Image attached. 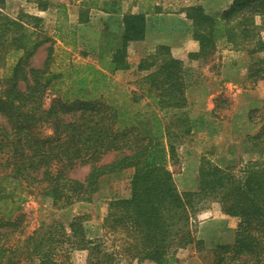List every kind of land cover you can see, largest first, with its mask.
<instances>
[{"label":"trees","instance_id":"obj_1","mask_svg":"<svg viewBox=\"0 0 264 264\" xmlns=\"http://www.w3.org/2000/svg\"><path fill=\"white\" fill-rule=\"evenodd\" d=\"M54 1L61 18L54 39L74 51L76 33L66 25L63 3L71 0ZM135 3V12L123 13L121 0L81 1L82 9L119 15L122 31L116 44V37L109 36L100 47L97 65L66 64L60 75L63 89H54L52 48L43 68L32 69L30 59L42 43L21 35L18 51L24 54L2 78L0 91V264H73L77 252L84 255V264H117L119 253L138 263L175 264L179 250L192 245L203 250L193 223L207 203L237 221L233 242L214 246L210 264H264V125L244 140L262 152L260 158L235 173L203 156L198 191L180 193L167 166L178 164V146L190 134L181 61L171 57L168 47H157L137 67L145 73L139 93L114 97L117 85L110 75L130 68L127 48L144 40L146 16L158 10L152 0ZM186 16L199 47L191 57H204L218 43L243 45L248 57L261 56L249 65L248 78L252 83L264 80V39L259 35L264 0H233L218 17L194 6ZM8 27L20 28L15 22ZM48 91L57 96L44 109ZM43 126L49 135L42 134ZM76 167H88L82 181L69 176ZM127 169L134 170L129 198L109 202L102 220L112 246L87 236L83 216L73 217L67 226L40 221L26 233L22 210L27 196L37 194L52 208L67 209L89 203L101 178Z\"/></svg>","mask_w":264,"mask_h":264},{"label":"rangeland","instance_id":"obj_2","mask_svg":"<svg viewBox=\"0 0 264 264\" xmlns=\"http://www.w3.org/2000/svg\"><path fill=\"white\" fill-rule=\"evenodd\" d=\"M82 0L65 1L68 20L66 25L76 33L77 49H64L54 39L57 19L54 0H1L0 4V91L2 78L7 75L16 60L22 56L21 35H31V39L42 43L30 59L32 69H42L52 48L50 72L57 77L54 89H63L60 77L69 62L97 65L100 47L105 45L109 36H115V44L122 31L119 15L104 14L97 10H86L80 6ZM233 0H152L158 4L162 15L168 21L162 23L165 33L158 42L155 40L156 26L154 15L146 17L149 31L143 41L131 43L127 48V61L130 68L110 75L117 85L114 91L116 99L124 95L139 93L145 73L137 71L141 60L153 54L157 47L169 48L171 57L182 63L186 86L187 108L190 134L178 146L179 161L177 165L169 164L177 190L180 193L198 191V170L203 156L212 157L238 172L249 160L260 158L262 152L251 150L245 143V137L255 134L264 125V80L257 83L248 78V67L261 56L248 57L246 47L225 46L218 43L204 57L193 58L186 51L192 40V24L187 19L186 9L199 6L209 16L218 17ZM136 0H121L123 13L136 11ZM15 22L20 28L8 27ZM254 22L261 26V19ZM22 27V28H21ZM264 39V29L259 31ZM114 37V38H115ZM167 44V45H165ZM199 48V47H198ZM197 53V52H196ZM59 77V78H58ZM57 95L48 91L44 97L43 108L47 109ZM0 124L3 121L0 119ZM44 136L50 134L47 126L41 129ZM113 156L105 158L110 162ZM88 167H76L69 173L73 179L82 181ZM134 170L127 169L100 179L98 191L89 203H76L70 208L56 210L47 199L32 194L27 196L23 213L27 217L30 234L38 227L40 221H56L67 226L75 216L85 218L84 228L88 237L102 240L107 247L112 246L113 239L102 230V220L107 212V204L117 199H127L130 195V181ZM195 239L203 242V250L188 246L179 250L175 264H210L211 251L218 244H231L235 237L237 221L222 214L214 203H207L194 219ZM119 253V252H118ZM73 264H84L82 253L72 256ZM117 264H151L138 263L125 255L117 254Z\"/></svg>","mask_w":264,"mask_h":264},{"label":"crops","instance_id":"obj_3","mask_svg":"<svg viewBox=\"0 0 264 264\" xmlns=\"http://www.w3.org/2000/svg\"><path fill=\"white\" fill-rule=\"evenodd\" d=\"M156 6L157 7H160L158 4H156ZM162 12L163 11H160V8H158V10H157V12L156 13H154L155 15H154V18H153V20H154V24H155V28H156V32H155V40L158 42V40H160L162 37H164L165 36V33H163V31L161 30V25H162V23H164L165 21H168L169 19L167 18L166 19V17H164L163 15H162ZM147 18V17H146ZM147 22V21H146ZM149 25H148V23H147V25H146V28H145V37L147 38V36H148V31H149ZM147 35V36H146ZM165 45H167V44H165ZM190 46H188L189 48L186 50V51H188L189 53H196V52H198V46H197V44H195V43H193V46L191 45V44H189Z\"/></svg>","mask_w":264,"mask_h":264}]
</instances>
